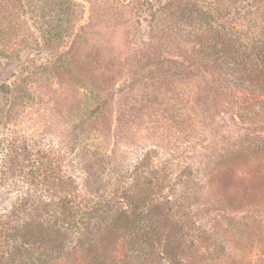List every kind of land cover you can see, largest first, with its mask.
I'll return each instance as SVG.
<instances>
[{
    "label": "trees",
    "instance_id": "1",
    "mask_svg": "<svg viewBox=\"0 0 264 264\" xmlns=\"http://www.w3.org/2000/svg\"><path fill=\"white\" fill-rule=\"evenodd\" d=\"M249 2L250 19L264 25V0ZM225 15L199 0H0V264H227V254L240 256L264 143L204 129L198 116L225 125L264 119V26L227 27ZM107 42L121 49L111 73L83 53ZM179 46L187 64L164 58ZM21 50L33 52L31 62L44 57L56 101L65 93L80 104L62 148L44 142L47 129L31 136L7 125L29 94ZM106 74L111 82L98 85ZM184 98L194 101L197 125L187 124ZM147 117L152 125L132 124ZM84 137L92 148H76Z\"/></svg>",
    "mask_w": 264,
    "mask_h": 264
},
{
    "label": "rangeland",
    "instance_id": "2",
    "mask_svg": "<svg viewBox=\"0 0 264 264\" xmlns=\"http://www.w3.org/2000/svg\"><path fill=\"white\" fill-rule=\"evenodd\" d=\"M164 1L167 0H160V2ZM199 1L201 8L210 11L213 14L217 13L218 11H224L226 15L222 21L227 27L246 29L247 26H252L253 28L259 29L264 26L263 24L256 22L260 20V18L255 20L250 19L253 17L251 13L257 12L255 9L249 6L250 0ZM255 23L258 24L257 27L254 26ZM101 36L107 37L106 35ZM141 38H146L145 32L141 34ZM101 45V47L97 46L94 50L87 48L85 49V52L83 51V53L86 55V52L88 53L93 51L92 54H94L95 58V62L93 64L94 67H96V69L99 71H104V73H111L116 67L118 68L114 58L115 54L121 51V49L120 47H116L108 42ZM137 47L139 46H134L133 49H127V52L129 54L131 51H133V53L135 51L137 52ZM184 50L186 49L179 46L173 50H167V52L164 51V58L170 62L181 63L183 62L185 55L183 52ZM32 57L33 52L29 53V51L25 50H21L19 52V58L21 61H29V68L25 72L28 81H30L28 86L29 94L26 96V98H24L23 101L18 103L13 112L9 114L10 121L7 125H12L14 129H20L24 133H27L31 136H37V134H39L41 131L42 133L45 131L43 129H47V136L44 142H50L53 144L54 149H59L63 147V130L67 128V125H75V117L78 115V107L80 104L76 103L75 101L71 102L70 95L65 93H62L58 98L59 101H56L55 97L59 91V84L50 75L48 67L45 68L47 62L45 61L44 57L31 62L30 58ZM17 63L18 62L16 60L10 61V65L7 70L14 71L17 68ZM183 63L187 64L186 62ZM120 65L124 68L126 64L123 63ZM192 73L193 75H197L196 72ZM107 76L109 75L106 74L105 76L99 77L96 79V83L98 85L106 84L110 81ZM114 82V85L116 84V86H120L123 83V80H116ZM84 83L87 87H89V85L92 84V80H84ZM126 83L128 82L125 81V84ZM184 101L188 102L187 106L189 109L186 111V115L190 117V119L187 121V124L197 125V123H195V118L193 116L191 117V112L194 110V101L189 102V100L186 98H184ZM215 120H217L218 123H209V121L204 119V115L200 113L198 116V125H202L204 129H206L207 126L209 127V125H220L221 127L218 129L221 131V133H227L230 136L241 139L245 138V140L248 141L253 140L252 142L254 143L255 141L262 144L264 143V119H261L253 125H232L231 123H226L227 125H225L224 123L220 122L221 119H219V121L218 118ZM134 123L137 125H152L148 117L145 118V121L144 119L143 121L134 119L132 124ZM199 134L202 135L201 133ZM79 145L80 147L85 145V147L90 149L93 147V140L86 137L81 138L78 140L76 148ZM63 150L65 149L63 148ZM260 155L262 158L260 163H264V151H261ZM256 178L257 181L261 183V186H259L260 190L258 189V191H256V198L259 202L248 209V211L254 216L255 220L252 223L243 222L241 224V233L247 238H242V236H240L241 242L237 251L240 256L227 254L229 256L225 257L224 259L227 264H264V200H262L264 197V187L262 185V183H264V177L257 174ZM240 213L242 214L243 212Z\"/></svg>",
    "mask_w": 264,
    "mask_h": 264
}]
</instances>
